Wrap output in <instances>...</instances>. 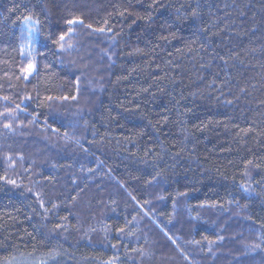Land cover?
<instances>
[{"label": "trees", "instance_id": "obj_1", "mask_svg": "<svg viewBox=\"0 0 264 264\" xmlns=\"http://www.w3.org/2000/svg\"><path fill=\"white\" fill-rule=\"evenodd\" d=\"M0 264H264V0H0Z\"/></svg>", "mask_w": 264, "mask_h": 264}, {"label": "rangeland", "instance_id": "obj_2", "mask_svg": "<svg viewBox=\"0 0 264 264\" xmlns=\"http://www.w3.org/2000/svg\"><path fill=\"white\" fill-rule=\"evenodd\" d=\"M31 29H33V27H31ZM98 46L100 47V44H98ZM91 65H92V68L94 70L93 73H95V74H97L99 72L104 74L106 72L107 67H108L107 61L103 57H101L97 52H96V54L93 55V58L91 60Z\"/></svg>", "mask_w": 264, "mask_h": 264}, {"label": "snow or ice", "instance_id": "obj_3", "mask_svg": "<svg viewBox=\"0 0 264 264\" xmlns=\"http://www.w3.org/2000/svg\"><path fill=\"white\" fill-rule=\"evenodd\" d=\"M79 22L82 23V21H79ZM68 23H69V24H73V23H77V21H72V20H70V21H68ZM31 31H32V32H38V29H31ZM69 31H71V29H69ZM64 39H65V34L60 35V37H59V41H63ZM33 69H34V65L31 64V63H29V64L27 65L25 71H26L27 73H31V72L33 71ZM25 79H27V77H25ZM5 99H6V98H5ZM5 127H8V125H5Z\"/></svg>", "mask_w": 264, "mask_h": 264}]
</instances>
